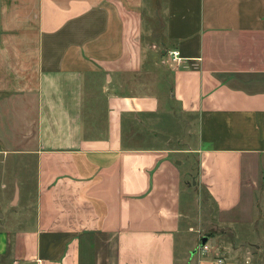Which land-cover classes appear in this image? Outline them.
<instances>
[{
    "label": "crops",
    "instance_id": "1",
    "mask_svg": "<svg viewBox=\"0 0 264 264\" xmlns=\"http://www.w3.org/2000/svg\"><path fill=\"white\" fill-rule=\"evenodd\" d=\"M2 152L36 182L0 264H264L227 242L264 244V0H0Z\"/></svg>",
    "mask_w": 264,
    "mask_h": 264
},
{
    "label": "rangeland",
    "instance_id": "2",
    "mask_svg": "<svg viewBox=\"0 0 264 264\" xmlns=\"http://www.w3.org/2000/svg\"><path fill=\"white\" fill-rule=\"evenodd\" d=\"M167 120V119H166ZM171 122V120H168ZM169 123L170 126L168 128L173 133L178 131V127ZM191 129L188 128V131ZM178 148L182 150H189L190 148L196 147L197 137L192 135H187L183 137L182 142L174 143ZM2 151V150H1ZM180 155H177V158ZM182 157V156H181ZM193 155H183V158L188 161L189 170L192 171L191 176H187L186 173L183 177V207L185 209V216L190 215V217H186L185 225L191 229V233L187 234V236L191 235L192 239L195 240L198 235H202V237H210V234L214 233V235H219L222 226H217V224H203L205 225L204 229L199 230L198 226L194 223L193 219L196 215V218L199 217V214L202 216V206L198 203L197 200V185L194 186V176L196 174V163ZM182 160V159H180ZM195 168V169H194ZM35 165L32 161H28L24 159L23 156L20 155H11L5 154L2 152L0 154V217H12L16 212L20 210L22 206V200L26 199L27 194H32L35 188ZM16 192L20 193L19 201L15 203ZM15 195V197H14ZM21 200V201H20ZM7 218V219H8ZM214 227V228H212ZM230 230L232 232L231 236L232 240L227 239V242H231L235 246L248 248L251 251L253 257H259L262 262L264 261V244L261 240H253L251 244L242 237L241 234H247V228H237L240 227L236 225V228L230 226ZM246 227V226H245ZM199 230V231H198ZM243 230V231H242ZM234 235L237 236V239L234 238ZM228 238V237H227ZM247 239H252V233L250 232L249 237ZM189 243V240H188ZM190 244V243H189ZM258 244V245H257ZM210 245H213V242H210ZM257 245V246H256ZM180 250V248H179ZM182 250V248H181Z\"/></svg>",
    "mask_w": 264,
    "mask_h": 264
},
{
    "label": "built area",
    "instance_id": "3",
    "mask_svg": "<svg viewBox=\"0 0 264 264\" xmlns=\"http://www.w3.org/2000/svg\"><path fill=\"white\" fill-rule=\"evenodd\" d=\"M169 56L171 58L172 61L174 62H179L181 60V56H180V52L179 51H171L169 52ZM200 249L203 253H207V252H210L211 251V248L210 246L206 243V244H203L202 242L200 243ZM223 261L222 260H219V263H222Z\"/></svg>",
    "mask_w": 264,
    "mask_h": 264
},
{
    "label": "water",
    "instance_id": "4",
    "mask_svg": "<svg viewBox=\"0 0 264 264\" xmlns=\"http://www.w3.org/2000/svg\"><path fill=\"white\" fill-rule=\"evenodd\" d=\"M158 137H159L161 140H163V141H168V140H169V137L164 136V135H161V134H158ZM194 183H195V182H194ZM17 198H18V192H16L15 201L17 200ZM202 243H203V244H206V243H207V239H203V240H202Z\"/></svg>",
    "mask_w": 264,
    "mask_h": 264
}]
</instances>
